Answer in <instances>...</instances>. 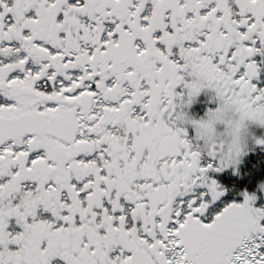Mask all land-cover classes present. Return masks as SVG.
<instances>
[{
  "label": "snow or ice",
  "instance_id": "obj_1",
  "mask_svg": "<svg viewBox=\"0 0 264 264\" xmlns=\"http://www.w3.org/2000/svg\"><path fill=\"white\" fill-rule=\"evenodd\" d=\"M248 123L264 0H0V264H264Z\"/></svg>",
  "mask_w": 264,
  "mask_h": 264
},
{
  "label": "trees",
  "instance_id": "obj_2",
  "mask_svg": "<svg viewBox=\"0 0 264 264\" xmlns=\"http://www.w3.org/2000/svg\"><path fill=\"white\" fill-rule=\"evenodd\" d=\"M215 178L227 189L232 200H240L244 191L249 194L257 193L258 184L264 182V147L254 148L244 158L238 168V175H233L229 170L226 174L217 175Z\"/></svg>",
  "mask_w": 264,
  "mask_h": 264
},
{
  "label": "rangeland",
  "instance_id": "obj_3",
  "mask_svg": "<svg viewBox=\"0 0 264 264\" xmlns=\"http://www.w3.org/2000/svg\"><path fill=\"white\" fill-rule=\"evenodd\" d=\"M246 129H247V135L245 137L244 154H242V156L240 157L241 163L238 165V168L242 165L244 158L247 157L248 154L254 148L261 147L256 145L255 140L258 138L264 139V127L258 126L254 123H248ZM230 171L232 170L230 169ZM256 195L259 197V199L256 202V206L264 205V194H261L258 190Z\"/></svg>",
  "mask_w": 264,
  "mask_h": 264
},
{
  "label": "flooded vegetation",
  "instance_id": "obj_4",
  "mask_svg": "<svg viewBox=\"0 0 264 264\" xmlns=\"http://www.w3.org/2000/svg\"><path fill=\"white\" fill-rule=\"evenodd\" d=\"M215 104L214 102L212 101V98H211V95L210 94H207V93H202L201 96L198 98L197 102L194 104V106L189 110V114L192 115L194 118H198L200 115L203 114L204 110L207 108V107H214ZM221 130H222V126H221ZM230 169H227L225 170L224 172L222 173H218L215 175V177L217 175H223V174H226ZM227 190V189H226ZM231 195H229L227 192H226V197L225 199L227 201H231L232 199H230ZM242 199V198H241Z\"/></svg>",
  "mask_w": 264,
  "mask_h": 264
},
{
  "label": "clouds",
  "instance_id": "obj_5",
  "mask_svg": "<svg viewBox=\"0 0 264 264\" xmlns=\"http://www.w3.org/2000/svg\"><path fill=\"white\" fill-rule=\"evenodd\" d=\"M201 134L206 137L209 141L213 140L216 136L215 132L211 129L205 128L201 130ZM228 137L231 139H235L238 142V146L242 149L245 148V137L247 135L246 127H241L238 131L234 132L233 130H229L227 133ZM230 139V142H231Z\"/></svg>",
  "mask_w": 264,
  "mask_h": 264
}]
</instances>
